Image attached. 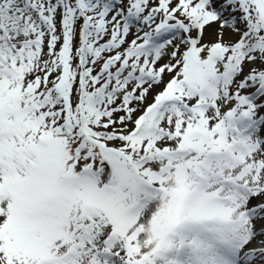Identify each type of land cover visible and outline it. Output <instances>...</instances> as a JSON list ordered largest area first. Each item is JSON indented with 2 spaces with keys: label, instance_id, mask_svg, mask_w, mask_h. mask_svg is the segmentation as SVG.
<instances>
[{
  "label": "snow or ice",
  "instance_id": "1",
  "mask_svg": "<svg viewBox=\"0 0 264 264\" xmlns=\"http://www.w3.org/2000/svg\"><path fill=\"white\" fill-rule=\"evenodd\" d=\"M0 264H264V0H0Z\"/></svg>",
  "mask_w": 264,
  "mask_h": 264
}]
</instances>
